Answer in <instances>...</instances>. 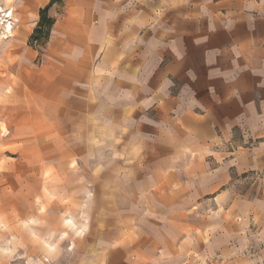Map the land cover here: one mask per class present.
<instances>
[{
  "label": "crops",
  "instance_id": "obj_1",
  "mask_svg": "<svg viewBox=\"0 0 264 264\" xmlns=\"http://www.w3.org/2000/svg\"><path fill=\"white\" fill-rule=\"evenodd\" d=\"M46 5L47 92L31 99L14 31L0 118L29 144L49 104L108 151L100 228L123 248L106 262L264 264V0H19L17 23Z\"/></svg>",
  "mask_w": 264,
  "mask_h": 264
},
{
  "label": "rangeland",
  "instance_id": "obj_2",
  "mask_svg": "<svg viewBox=\"0 0 264 264\" xmlns=\"http://www.w3.org/2000/svg\"><path fill=\"white\" fill-rule=\"evenodd\" d=\"M18 3L19 0H0V76L18 77L1 66L6 59L3 50L12 47L14 31L17 34L25 29L24 34L16 36L21 44L18 51L27 58L25 71L32 80L26 87L34 99L47 92V87L35 91L33 84L44 57L41 42L30 37L34 16L17 23L25 14L18 9ZM9 23L10 31L6 27ZM54 109L45 104V129H40L39 134L34 129L32 142L24 145L27 139L15 137V132L26 124L16 120L9 125L5 115L0 118V264H151L152 259H140L130 252L126 259L125 254L122 259L118 254L117 262H106L114 255V248L119 253L123 248L104 245V231L110 230L100 228L106 216L100 214L99 191L109 187L98 179V158L108 157V151L100 148L92 135L79 132V126L67 131L65 124L73 125V120L63 119L60 129ZM31 118L33 123L38 120ZM41 132L45 135L43 145L37 142ZM6 133L13 136L3 139ZM69 134L72 135L67 137ZM66 147L73 150L67 151Z\"/></svg>",
  "mask_w": 264,
  "mask_h": 264
},
{
  "label": "trees",
  "instance_id": "obj_3",
  "mask_svg": "<svg viewBox=\"0 0 264 264\" xmlns=\"http://www.w3.org/2000/svg\"><path fill=\"white\" fill-rule=\"evenodd\" d=\"M47 5L44 8L39 9V20L37 21L35 28L31 34V39L38 40L41 43L45 42L49 34V30L52 26L53 19L48 16Z\"/></svg>",
  "mask_w": 264,
  "mask_h": 264
},
{
  "label": "bare ground",
  "instance_id": "obj_4",
  "mask_svg": "<svg viewBox=\"0 0 264 264\" xmlns=\"http://www.w3.org/2000/svg\"><path fill=\"white\" fill-rule=\"evenodd\" d=\"M9 16L11 17V19L13 18V13L10 12ZM6 27L8 28V30L10 31L12 29L11 23L7 24Z\"/></svg>",
  "mask_w": 264,
  "mask_h": 264
}]
</instances>
